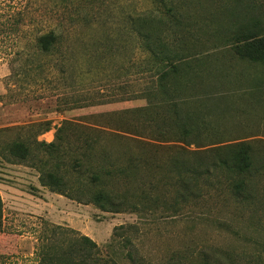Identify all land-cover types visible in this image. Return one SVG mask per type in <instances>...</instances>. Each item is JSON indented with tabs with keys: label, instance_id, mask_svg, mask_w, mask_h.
I'll return each instance as SVG.
<instances>
[{
	"label": "rangeland",
	"instance_id": "obj_1",
	"mask_svg": "<svg viewBox=\"0 0 264 264\" xmlns=\"http://www.w3.org/2000/svg\"><path fill=\"white\" fill-rule=\"evenodd\" d=\"M165 14L180 18L189 30L185 51L195 46L193 50L202 53H229L228 37L264 34V0H0V264H40L46 247L82 236L98 245L100 264H264V183L253 205L235 201L215 182L193 203L169 211L163 204L179 186L178 178L165 170L156 174L142 170L135 183L120 192L140 193L142 186L164 203L119 213L41 185L40 159L50 157L35 143L55 142L63 126L62 135L73 143L79 134L101 140L124 136L126 145L140 152L135 141L146 139L128 133L137 130L129 124L136 114L129 112L146 105L143 84L136 80L145 55L131 27L142 16L154 19ZM51 30L65 36L66 45L75 43L76 50L86 47L77 58L78 68L71 66L65 80L56 74L60 82L51 75L47 81H24L23 57L18 54L26 53L30 38ZM222 59L219 64L229 61L230 66L226 78L218 77L217 86L251 87L257 77L264 85V66L228 55ZM80 65L86 72L83 78ZM13 68L19 74L11 78ZM262 86L258 99L251 101L236 93L252 105L234 115L230 124L237 127L232 136L251 142L264 157ZM121 88H128L130 94H123ZM18 142L32 149V157L21 160L12 155L10 146ZM122 143L114 139L110 159L98 154L90 164L96 166L104 159L124 165ZM162 145L160 160L169 162L175 153L167 149L172 144ZM71 186L84 188L78 183Z\"/></svg>",
	"mask_w": 264,
	"mask_h": 264
},
{
	"label": "trees",
	"instance_id": "obj_2",
	"mask_svg": "<svg viewBox=\"0 0 264 264\" xmlns=\"http://www.w3.org/2000/svg\"><path fill=\"white\" fill-rule=\"evenodd\" d=\"M140 18L132 24L131 32L145 55L137 66L136 80L143 84L141 97L146 105L129 112L136 114L134 119L129 118V124L137 126V130L128 132L146 139L135 141L140 152L126 145V137L119 136L114 139L122 140L126 145L123 152L125 164L102 159L95 166L90 163L98 154L110 159L114 139L101 140L79 134L74 136L77 141L73 143L62 135L66 132L63 126L58 130L55 142L35 143L50 157L40 159L41 185L73 200L94 204L103 211L119 213L164 203L157 195L145 193L142 186L140 193H121L120 189L131 181L135 183L142 170L153 171V174L165 170V174L175 175L179 183L171 199L163 204L169 211H177L182 204L199 199L203 190L213 187L215 182L235 201L253 205L260 199L259 191L264 183V157L251 142L232 136L237 127H231L230 119L246 112L244 108L252 105L245 98H238L236 93L245 94L250 101L255 97L258 99L262 78L257 77L251 87L236 89L217 86L216 81L218 77L227 76L229 61L224 65L218 63L227 55L228 59L237 57L245 64L264 66V34L250 32L233 36V40L228 37L229 53H202L193 50L194 45L185 51V34L189 30L183 20L169 14L154 19ZM66 41L65 36L56 30L30 38L26 53L18 54L23 57L24 81H47L51 75L60 82L61 78L58 80L56 74L62 80L67 79L71 66L78 68L77 58L79 54L83 55L86 47L83 51L76 50L75 43L70 46ZM80 67L83 78L86 72L83 66ZM12 71L10 77H17L19 72L16 73L14 68ZM74 80L77 83L75 77ZM121 89L123 94H130L128 88ZM60 97L64 104H69L68 98ZM74 99L80 103V98ZM165 143L172 144L167 149L175 153L169 162L163 163L159 154ZM192 146L194 150L190 149ZM10 147L12 155L21 160L32 157V149L23 143H14ZM73 147L75 151L71 150ZM96 149L99 153L95 152ZM120 179L123 182H119ZM72 183L82 185L83 190L71 186ZM75 194L78 197L74 198ZM2 208L0 196V230ZM98 252V245L86 236L60 240L58 244L46 247L40 264H100L96 259Z\"/></svg>",
	"mask_w": 264,
	"mask_h": 264
}]
</instances>
